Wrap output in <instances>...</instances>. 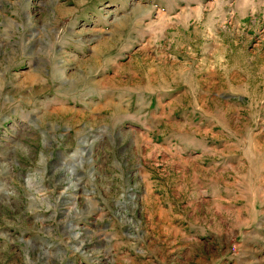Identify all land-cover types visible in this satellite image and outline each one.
Here are the masks:
<instances>
[{
    "label": "rangeland",
    "instance_id": "rangeland-1",
    "mask_svg": "<svg viewBox=\"0 0 264 264\" xmlns=\"http://www.w3.org/2000/svg\"><path fill=\"white\" fill-rule=\"evenodd\" d=\"M75 1L6 91L0 264H264V0Z\"/></svg>",
    "mask_w": 264,
    "mask_h": 264
},
{
    "label": "crops",
    "instance_id": "crops-1",
    "mask_svg": "<svg viewBox=\"0 0 264 264\" xmlns=\"http://www.w3.org/2000/svg\"><path fill=\"white\" fill-rule=\"evenodd\" d=\"M33 1L0 0V120L9 119L13 116L20 119H29L28 117L42 119L34 111L38 99H31L30 101L28 98L14 99V96L9 98L6 93L8 89L12 88V85L22 88L19 77L24 76L23 73L29 70L27 64L35 66L37 55L39 53H41L40 56L42 55V40L48 37L49 32L55 33V38L60 33L59 28L47 29L44 22L33 21L31 16V8H34L32 6ZM37 1L36 3L41 9L43 6L49 7L57 4L56 2L59 0ZM89 3L86 0L75 1L71 2L70 6L75 9H85ZM74 12L76 15L75 10ZM57 15L59 17L58 12ZM35 70L34 68L30 69V71ZM23 81H26V77L23 78ZM24 85L23 88L26 87ZM87 172L91 175L89 171ZM91 199H94L93 195Z\"/></svg>",
    "mask_w": 264,
    "mask_h": 264
},
{
    "label": "bare ground",
    "instance_id": "bare-ground-1",
    "mask_svg": "<svg viewBox=\"0 0 264 264\" xmlns=\"http://www.w3.org/2000/svg\"><path fill=\"white\" fill-rule=\"evenodd\" d=\"M30 80H31V79H30ZM25 82H27V81H25ZM25 82H24V83H25Z\"/></svg>",
    "mask_w": 264,
    "mask_h": 264
}]
</instances>
